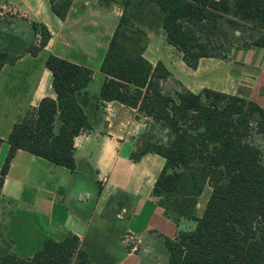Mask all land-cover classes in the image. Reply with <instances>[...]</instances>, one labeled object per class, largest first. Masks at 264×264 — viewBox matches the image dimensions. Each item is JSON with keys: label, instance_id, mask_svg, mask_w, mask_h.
I'll return each instance as SVG.
<instances>
[{"label": "crops", "instance_id": "1", "mask_svg": "<svg viewBox=\"0 0 264 264\" xmlns=\"http://www.w3.org/2000/svg\"><path fill=\"white\" fill-rule=\"evenodd\" d=\"M13 11L0 17V53L17 57L14 63L0 64V171L7 156L8 137L42 99L56 100L53 75L46 67L54 55L93 72L82 94V104L92 129L74 140L75 171L19 150L0 191V227L5 245L0 257L15 254L30 259L46 239H79V248L92 264H169L166 240L179 232H192L196 223L182 219L175 223L165 215L153 196L155 183L166 160L154 153L134 162L131 154L148 142L167 146L173 135L138 109L117 101L92 99L99 95L106 76L101 72L110 40L123 8L118 3L103 6L98 0H72L64 20L57 17L49 0H4ZM227 18L239 21L234 11ZM33 23L45 25L51 33L47 46L33 57L27 51L40 41ZM251 25L248 40L240 30L227 32L250 43L264 33V21ZM147 32L143 57L155 66L161 62L170 73L162 83L166 94L212 90L256 103L264 111V48L234 46L227 59L204 58L196 69L166 41L163 30ZM251 140L264 154V139L255 133ZM256 139V138H255ZM264 157V156H263ZM106 178L105 184L101 179ZM212 188L207 184L197 199L201 216ZM139 237V252L130 253L123 243L125 234Z\"/></svg>", "mask_w": 264, "mask_h": 264}, {"label": "trees", "instance_id": "2", "mask_svg": "<svg viewBox=\"0 0 264 264\" xmlns=\"http://www.w3.org/2000/svg\"><path fill=\"white\" fill-rule=\"evenodd\" d=\"M103 6L118 3L123 8L101 65L106 76L100 101H117L167 126L173 139L167 146L148 142L131 154L134 162L147 153L166 160L153 196L165 215L176 224L194 221L192 232H179L166 240L169 264H264V154L253 143V131L264 139V111L256 103L235 96L204 90L166 94L162 83L170 77L166 67L143 57L147 29L163 30L166 41L183 55L184 63L196 69L204 58L227 59L233 46L215 47L212 39L228 38L241 22L264 21V0H140L128 14L127 0H98ZM53 13L64 20L72 0H49ZM239 21L227 18L232 12ZM138 25L143 26L140 30ZM39 44L27 51L36 57L49 43L51 33L33 23ZM217 41V40H216ZM264 48V33L243 47ZM240 47V46H239ZM17 57L0 53V64ZM46 67L53 75L56 100L42 99L36 109L14 124L8 137L9 150L0 171V191L19 150L75 171L74 140L92 129L82 104V94L93 72L50 55ZM4 143L0 139V147ZM212 188L201 216L197 199L206 185ZM0 264H92L79 248V239H46L32 258L15 254L0 257Z\"/></svg>", "mask_w": 264, "mask_h": 264}, {"label": "rangeland", "instance_id": "3", "mask_svg": "<svg viewBox=\"0 0 264 264\" xmlns=\"http://www.w3.org/2000/svg\"><path fill=\"white\" fill-rule=\"evenodd\" d=\"M61 1L62 0H59V2H61ZM127 1L129 2L128 8H127L128 9L127 12L129 14L131 9H132V7L135 6L134 4H136L140 0H127ZM138 26H139V27H137L138 30H140L141 28H144L141 25H138ZM251 29H252L251 25H248V26L245 25V26L241 27L239 30L246 36V38H248V40H250V38L253 36V32H252ZM228 35H229L228 38H222V41H220L219 39H212L213 45L215 47H217V48H218V46H223V48H227L229 46H233L234 47V46H241V45L245 44L243 39L235 38L234 35H233V32H229ZM255 133L256 132L253 131L252 136H251L252 140L253 139L257 140V137L255 136L256 135ZM263 162H264V159H263ZM1 232H2V228L0 227V255L3 252L1 247L5 248L4 247L5 243H4V241H2L3 240V238H2L3 236L1 235Z\"/></svg>", "mask_w": 264, "mask_h": 264}, {"label": "built area", "instance_id": "4", "mask_svg": "<svg viewBox=\"0 0 264 264\" xmlns=\"http://www.w3.org/2000/svg\"><path fill=\"white\" fill-rule=\"evenodd\" d=\"M13 6L6 3L4 0H0V17L4 16V14H7L9 12L13 11ZM107 182L106 178L101 179V183L105 184ZM123 243L127 247L128 251L130 253H138L139 252V237L135 234H125L123 237Z\"/></svg>", "mask_w": 264, "mask_h": 264}]
</instances>
